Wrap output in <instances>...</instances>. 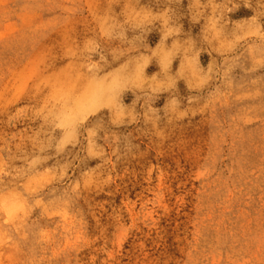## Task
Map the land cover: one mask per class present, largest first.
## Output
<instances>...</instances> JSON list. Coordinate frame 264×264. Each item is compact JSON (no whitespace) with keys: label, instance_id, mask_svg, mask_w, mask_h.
I'll use <instances>...</instances> for the list:
<instances>
[{"label":"rangeland","instance_id":"rangeland-1","mask_svg":"<svg viewBox=\"0 0 264 264\" xmlns=\"http://www.w3.org/2000/svg\"><path fill=\"white\" fill-rule=\"evenodd\" d=\"M0 264H264V0H0Z\"/></svg>","mask_w":264,"mask_h":264}]
</instances>
